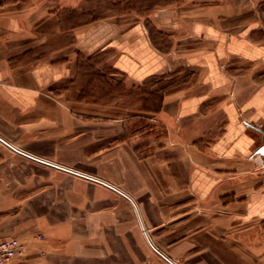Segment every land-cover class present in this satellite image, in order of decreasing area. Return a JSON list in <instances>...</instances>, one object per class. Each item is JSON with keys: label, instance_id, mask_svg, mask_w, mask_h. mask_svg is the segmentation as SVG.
<instances>
[{"label": "crops", "instance_id": "crops-1", "mask_svg": "<svg viewBox=\"0 0 264 264\" xmlns=\"http://www.w3.org/2000/svg\"><path fill=\"white\" fill-rule=\"evenodd\" d=\"M83 5L0 0V239L27 246L8 264H264V0L156 30ZM172 72L156 106L112 87ZM140 119L157 143L132 141Z\"/></svg>", "mask_w": 264, "mask_h": 264}, {"label": "rangeland", "instance_id": "rangeland-1", "mask_svg": "<svg viewBox=\"0 0 264 264\" xmlns=\"http://www.w3.org/2000/svg\"><path fill=\"white\" fill-rule=\"evenodd\" d=\"M216 1L219 0H83L84 3L83 10L85 9L91 12L92 13L91 17L92 16L102 17V16H111V15L117 16L124 14L123 18L126 19V21H131L136 14L142 15L145 18V23L147 27L156 30L155 26L157 24V20L154 17V15L156 13H159V11L169 10V8H172V6H176V5L183 8V10H188V9L192 10V9H196L197 6L200 7L202 4L204 5V4L214 3ZM166 40H165V44L168 45ZM85 60L87 61V59ZM95 68L97 67L95 66ZM92 72H93L92 69L89 70V72L85 74L83 80L85 79H86L85 81H89L90 79L96 80L97 82L94 84L96 87L94 88L95 90L93 91H95L98 96H104L103 95L104 91L106 88H108V86L105 85L104 79L99 78L100 77L99 74H96V76L93 77ZM94 72L96 73L101 72V70L97 69V71ZM174 73L172 72L170 74L157 76L159 77V80L151 79L150 81L146 82L144 86H136L131 82L124 83L122 82L123 79L121 76L117 78L113 77L115 81L113 82L114 85L112 87L113 89L117 88L118 93L123 92V94H125V97H127V100L125 102L129 107L140 108L143 100L145 107H151L153 105L156 106L157 102L156 101L153 102L152 97L151 96L149 97L148 95L152 93L153 88H155V90L159 89L161 95L169 91V88L173 86V83L172 84L170 83L172 82L173 79L168 78V76ZM107 82H109L108 79ZM156 98L157 96L155 97V99ZM153 122L154 121H152L151 119H140V121L132 124V126H134L133 136L137 135L136 137H133L132 141L136 142V144L140 147L141 146L144 147V145L145 147H147L148 145L147 143L149 142L157 143L159 139L158 137L162 136L164 131L160 127H156V125H153L154 124ZM156 134L159 135L156 136ZM147 150L148 148L144 149L142 152H146ZM33 157L36 158V156ZM39 238L44 239L43 236H39ZM148 241L155 251L159 250L158 246L154 244V242L149 237H148ZM23 243L26 246V243L25 242ZM166 260L170 264H179L176 261H171L168 259Z\"/></svg>", "mask_w": 264, "mask_h": 264}, {"label": "built area", "instance_id": "built-area-1", "mask_svg": "<svg viewBox=\"0 0 264 264\" xmlns=\"http://www.w3.org/2000/svg\"><path fill=\"white\" fill-rule=\"evenodd\" d=\"M26 252L25 244L17 237L0 239V264H8Z\"/></svg>", "mask_w": 264, "mask_h": 264}, {"label": "water", "instance_id": "water-1", "mask_svg": "<svg viewBox=\"0 0 264 264\" xmlns=\"http://www.w3.org/2000/svg\"><path fill=\"white\" fill-rule=\"evenodd\" d=\"M263 145L257 150V154L259 155L260 159L258 161H262V157H264V133H263V139H262ZM263 163V162H260Z\"/></svg>", "mask_w": 264, "mask_h": 264}, {"label": "bare ground", "instance_id": "bare-ground-1", "mask_svg": "<svg viewBox=\"0 0 264 264\" xmlns=\"http://www.w3.org/2000/svg\"><path fill=\"white\" fill-rule=\"evenodd\" d=\"M30 155V154H29ZM33 157V156H32ZM34 159H38V160H40V161H42V162H45L46 160H43V159H39V158H35V157H33Z\"/></svg>", "mask_w": 264, "mask_h": 264}]
</instances>
